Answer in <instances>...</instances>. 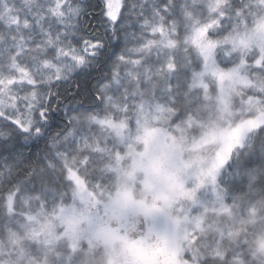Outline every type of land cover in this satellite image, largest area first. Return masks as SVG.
<instances>
[{
	"label": "snow or ice",
	"instance_id": "1",
	"mask_svg": "<svg viewBox=\"0 0 264 264\" xmlns=\"http://www.w3.org/2000/svg\"><path fill=\"white\" fill-rule=\"evenodd\" d=\"M0 264H264V0H0Z\"/></svg>",
	"mask_w": 264,
	"mask_h": 264
}]
</instances>
